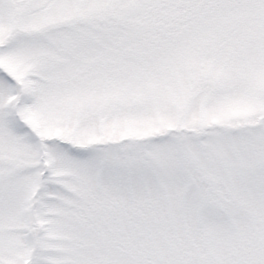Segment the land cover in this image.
Instances as JSON below:
<instances>
[{"label":"snow or ice","instance_id":"snow-or-ice-1","mask_svg":"<svg viewBox=\"0 0 264 264\" xmlns=\"http://www.w3.org/2000/svg\"><path fill=\"white\" fill-rule=\"evenodd\" d=\"M0 264H264V0H0Z\"/></svg>","mask_w":264,"mask_h":264}]
</instances>
